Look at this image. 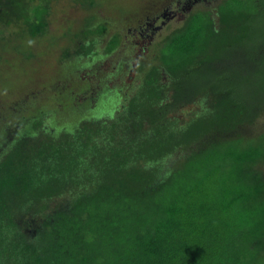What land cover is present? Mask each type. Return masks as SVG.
<instances>
[{
    "label": "trees",
    "instance_id": "16d2710c",
    "mask_svg": "<svg viewBox=\"0 0 264 264\" xmlns=\"http://www.w3.org/2000/svg\"><path fill=\"white\" fill-rule=\"evenodd\" d=\"M55 1L0 0V61L27 64L46 46L53 67L59 53L96 55L102 0H74L87 14L53 34ZM217 14L189 15L110 116L82 120L52 95L45 108L68 111L57 131L35 107L18 122L6 113L0 264H264V131H246L264 115V0H222ZM12 84L10 96L25 86Z\"/></svg>",
    "mask_w": 264,
    "mask_h": 264
},
{
    "label": "rangeland",
    "instance_id": "374dc122",
    "mask_svg": "<svg viewBox=\"0 0 264 264\" xmlns=\"http://www.w3.org/2000/svg\"><path fill=\"white\" fill-rule=\"evenodd\" d=\"M109 1L112 0H102L97 9L100 19L108 24V30L99 39L94 49L96 55L84 57L70 51L69 57L63 58L59 53L60 61L53 67L57 56L51 46L45 49L48 42L44 39H37L35 42L37 49L45 48L42 53L40 50V52L38 51L39 54L32 59L33 62L27 64L22 62V66L19 65L21 60H18L16 53L11 52L4 55L0 61V79L3 81L7 79L4 87H14L15 84L12 83H15L17 79L18 81L22 80L25 86L16 88L14 96H10L9 89L0 86V121H4L7 114H11L12 118L15 116L17 122L24 120L29 117L32 108L35 107L33 112L36 109L40 110L46 128L57 131L59 124L66 122L64 118L67 117L68 111L60 103L61 101L58 102L59 100L53 101L49 108H45L42 100L48 95L59 99L72 98V105L73 107L75 105L76 109L74 110L81 114L80 119L82 120L90 121L94 119L93 115H102L104 118L114 114L123 104L125 96H132L139 90L144 74L153 63H156V52L164 44L165 39L176 29L182 27L189 15L198 10L208 11L213 19H217V7L222 0L193 4L192 6H188L189 0H119L120 4L109 3ZM168 7H172L173 10L187 9L180 10L182 14H178L176 17L171 15L162 17L161 15ZM86 14L87 12L74 0L55 1L52 5L51 33L61 32V29L68 27L73 21L82 19ZM155 17H158L156 22L153 20ZM148 22L151 24L148 25ZM142 25H160V28L152 35V38L149 36L142 38L136 33ZM114 34L120 36L123 44L112 54L108 53L107 48L108 41ZM135 63L138 67L135 66ZM70 64L73 67L72 74L68 70L63 71L62 74L60 71ZM59 74H61L60 77H57ZM13 76L16 77L11 78ZM53 76L55 79L57 78L55 83L54 80L52 81ZM168 82L169 78L166 76L164 83ZM102 100L103 105L93 110L92 107ZM86 105L91 106L93 111L87 112L85 115L81 111V107H86ZM189 109L190 107L184 111L188 112ZM70 111L72 108L69 109ZM63 112L65 116L62 115ZM186 112L178 113L177 117L183 119ZM7 121L5 120V122ZM17 125L20 126L21 123L19 122ZM12 126L3 125L6 136L0 131V152L5 144H9L14 139L15 125ZM254 130L264 131V115L255 126L246 129L248 133H252Z\"/></svg>",
    "mask_w": 264,
    "mask_h": 264
},
{
    "label": "flooded vegetation",
    "instance_id": "af4514ba",
    "mask_svg": "<svg viewBox=\"0 0 264 264\" xmlns=\"http://www.w3.org/2000/svg\"><path fill=\"white\" fill-rule=\"evenodd\" d=\"M210 1H213V0H189V5L188 6H192L193 4H201V3H208V2H210ZM187 9V8H186ZM185 8H183V9H180V8H178V10H173L172 9V7H168L166 10H165V13L163 14V15H161L162 17H169L168 15H171L172 17H176L178 14H182L181 13V11H185L186 10ZM181 10V11H180ZM159 18H160V16H159ZM158 19V17H155L153 20H154V22H156V20ZM164 22V21H163ZM151 23L150 22H148V25H150ZM148 25H142V26H140L138 29H137V34L140 36V37H142V38H146L147 36H149L150 38H152V35L153 34H155L156 33V31L158 30V28H160V25L159 26H153V25H151V26H148ZM154 27V28H153ZM122 44H123V42L121 41L120 42V44L117 46V48L112 52V54L115 52V51H117L119 48H121V46H122ZM145 50V48L143 49V51ZM137 64L135 63V66H136ZM137 67H138V65H137ZM139 69V68H138ZM141 69V68H140ZM165 77H166V75H165ZM126 95H127V93H126ZM133 96V95H132ZM132 96H130V97H132ZM125 97H127V96H125ZM168 98H170V97H168ZM167 98V99H168ZM89 100V99H88ZM87 100V101H88ZM104 102H103V100L102 101H100V102H98L94 107H92V108H97L99 105H101V104H103ZM87 106V105H86ZM90 108H91V106H90ZM91 108V109H92ZM93 111V110H92ZM92 118H95V116L93 115L92 116ZM96 118H97V116H96ZM74 121V120H73ZM77 121V120H76Z\"/></svg>",
    "mask_w": 264,
    "mask_h": 264
}]
</instances>
